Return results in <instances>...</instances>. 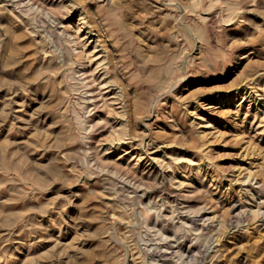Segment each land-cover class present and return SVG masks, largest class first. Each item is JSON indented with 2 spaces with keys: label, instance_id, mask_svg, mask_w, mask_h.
<instances>
[{
  "label": "rangeland",
  "instance_id": "rangeland-1",
  "mask_svg": "<svg viewBox=\"0 0 264 264\" xmlns=\"http://www.w3.org/2000/svg\"><path fill=\"white\" fill-rule=\"evenodd\" d=\"M0 6V264H264V0Z\"/></svg>",
  "mask_w": 264,
  "mask_h": 264
},
{
  "label": "bare ground",
  "instance_id": "bare-ground-1",
  "mask_svg": "<svg viewBox=\"0 0 264 264\" xmlns=\"http://www.w3.org/2000/svg\"><path fill=\"white\" fill-rule=\"evenodd\" d=\"M28 2H31V0H27ZM7 2V1H6ZM12 2V1H11ZM16 2V1H15ZM18 3V2H17ZM34 4H35V2L34 3H32L30 6H29V8H31V7H33L34 6ZM5 5H6V3H5ZM27 5V4H26ZM39 6V5H38ZM1 7V6H0ZM6 7V6H5ZM23 8V7H22ZM16 9V8H15ZM14 10V9H13ZM26 10H27V8H26ZM17 11V10H16ZM22 12V11H21ZM17 13H19V12H17ZM20 17V16H19ZM24 19V18H23ZM262 169V168H261ZM264 189V188H263ZM256 209V208H255ZM260 211V210H259ZM221 223V222H220Z\"/></svg>",
  "mask_w": 264,
  "mask_h": 264
}]
</instances>
